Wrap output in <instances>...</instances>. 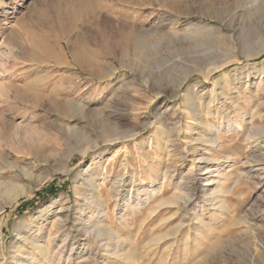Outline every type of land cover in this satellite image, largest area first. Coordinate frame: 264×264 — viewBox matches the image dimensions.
I'll return each mask as SVG.
<instances>
[{"label": "rangeland", "instance_id": "374dc122", "mask_svg": "<svg viewBox=\"0 0 264 264\" xmlns=\"http://www.w3.org/2000/svg\"><path fill=\"white\" fill-rule=\"evenodd\" d=\"M53 1L0 0V264L17 254L27 225L43 245L50 238L54 264H245L250 254L264 264V169L244 164L257 158L264 168V143L248 139L251 127L264 128V81L255 80L264 71V0H182L175 8L163 0L136 7L83 0L92 13L67 34L45 15ZM124 20L148 31L137 57L112 47ZM161 21L171 23L170 36L157 29ZM210 27L216 32L208 34ZM33 37L50 41L55 57L33 51ZM67 37L98 70L72 63ZM186 91L204 96L197 102L202 113L210 108L215 131H203L200 121L184 129ZM243 97L247 113H257L253 122L247 116L229 130L219 125L225 114L238 117L235 105L247 109ZM50 99L67 107L53 109ZM198 132L211 140L198 143ZM165 161L174 170L170 182L160 175ZM245 175L255 184H241ZM110 177L130 183L114 197ZM216 182L224 210L213 213L203 194ZM80 184H87L84 193ZM10 193L17 200L3 207ZM79 210L90 230L76 221Z\"/></svg>", "mask_w": 264, "mask_h": 264}, {"label": "bare ground", "instance_id": "6f19581e", "mask_svg": "<svg viewBox=\"0 0 264 264\" xmlns=\"http://www.w3.org/2000/svg\"><path fill=\"white\" fill-rule=\"evenodd\" d=\"M140 1L141 0H126V3L128 5H130V6L136 7V6L140 5ZM181 1L182 0H163L162 3H163L164 6H169L170 8H175V7H177L176 5L179 4ZM46 8H45L46 17H48V19H50L49 21H51L52 24H54L59 29L60 34L69 33L71 31V29L73 28V26L76 24V22L81 17H83V15H85L87 12H89L91 10V8H89L85 4L83 5V0H54L51 4H49L48 8L47 9ZM102 8H100V9H102ZM93 10H95V9H93ZM202 11L205 14V16H207L208 18L213 19V17L211 16V10L210 9L204 8ZM169 24H171V23H167V22L161 21V23L159 25H157L158 26L157 29L160 32H162L161 35H164V34H167V33L169 34L170 32H173V31H170V29L167 28L169 26ZM136 26L134 25L133 22H128L126 20L122 21L121 24H120V29H119V31L117 33V36L114 37L113 41L111 42L113 49H115L116 53L118 55H120L121 57H127V56L137 57V56L140 55L141 50H142L143 46L145 45V42H146V39H147V36H148V31L145 30V29H138ZM210 28H209L210 31H209L208 34H210L211 31H214L213 28H211V29ZM214 32H216V31H214ZM66 36H68V35H66ZM169 36H170V34H169ZM45 40L46 41H44V40H42V39H40L38 37L37 38L33 37L30 46L33 49V51L36 50L37 52H39L40 55L50 56V57L54 58L55 57V53L53 51V48L51 47L50 41H48L46 38H45ZM102 42L104 43V46H105L106 45L105 44L106 43L105 40H102ZM66 44L69 47V54L71 56L72 63L74 65L80 67L83 71H85V67H87L88 65L91 66L93 69L95 68V70L99 69L98 68V65H99L98 63L99 62L93 61L90 58L88 59L87 57L83 56V54L85 55V53H83V54L76 53L72 49L70 38H68V37L66 38ZM13 51H11V52H13ZM15 54H17V52ZM113 60L115 62L118 61V58H117L116 55L113 56ZM113 67L114 66L112 64L110 66V68H109L110 75H108V77H111V75H113V69H114ZM215 69H217V66H212V68H209L207 70V73H209L211 71H214ZM99 78L101 79L103 77H99ZM255 80L258 81L259 83L263 82L264 81V71L262 73L256 74ZM188 93H189V91L185 92V95L187 96V102H186V110L187 111L184 114V115H186V119H187L188 122L185 123L184 129L187 130V129L191 128V126H192L191 122L199 123V121H200V124H202V126H203V127H201L203 129V131L204 130L205 131L209 130L210 133L212 131H215L216 128H214L208 122V116H209V109L210 108H208L206 110V112L202 113L201 109H200V106H199V103L197 102V100L203 99L204 96L198 94V95H193L194 97L191 98V97H189L190 95L188 96ZM243 98L245 99V104H246V108L247 109L241 108V107L235 105V109L237 110V113H238L237 116L238 117H236V119H233V118H231V117H229L228 115L225 114V115L220 117L219 125L225 124L227 126V129L229 130L230 128H235V126L239 124L237 122L239 120H244V118L247 117V116L250 117L249 123L251 124L253 122V120L256 118L257 113L254 112V111H252L250 114L247 113L246 110H248V109L250 110L249 101H248L247 98H245V97H243ZM49 104H50V106L53 109H57V108L64 109V108L67 107V102L61 101V100L59 101V100H56V99H50ZM69 105L71 107H73V108H76V109H83V106L78 104L77 102H69ZM240 129H241V126L238 127V130H240ZM192 132H193V129H192ZM129 136H127V137H129ZM196 136L197 137H196L195 141H197L198 143L205 144L208 140H211V139L203 140L202 132L201 133L198 132L196 134ZM248 139H251L253 141L254 145H256L257 147H259L258 145H262L264 143V128L263 127H251V130H250L249 135H248ZM205 149H207V148H205ZM87 151H88L87 149L84 150L82 152V156H84L87 153ZM201 159L204 160L207 163H211L213 161V159L211 157H209V156H204ZM244 164L247 165L246 167L255 168L258 172H262V170L264 169V168H262L263 165L261 163V160H259L257 158H253V159H249V160L247 159V161H245ZM110 165L112 166V165H114V163H111ZM171 166L172 165H169V162L165 161V163L163 164V167L161 168L163 171H162V173L160 175L162 177L161 179H163L164 182L165 181L166 182H170V180H171V175L169 176V174L174 173V170L170 169ZM64 169H65L64 171L66 173L69 172V170L66 168V166H65ZM91 172L92 173H90V174L93 175L94 171L91 170ZM104 173H105V171H104ZM260 175H262V173H260ZM90 178H91V176H89L88 183H90V185H92V186L94 185V189L96 190L97 186L95 185V182L92 181ZM117 178L118 177H110L112 187L110 189H108L109 193L112 194V196H114V197L118 196L119 193L121 194L123 192V190H120V189L122 187H124V185L126 186L128 183H130V180H127L125 182V184H124L122 180H118L117 181L116 180ZM209 181H213V180L211 179ZM237 182H239V180ZM217 184H218V182L215 183V187L211 190L210 193H209V191H204V194H203L204 195V201H207L209 203L208 205L211 207V210H212L213 213L222 212L224 210V202H223V200L221 198H219L218 194L221 191H220L219 186ZM241 184H243L245 186H250V184H255V183L253 182V179H252V177L250 175H245L242 178V180H241ZM86 185L85 184H80L79 185V191H82V193H84L86 191L85 190V186ZM151 191H153V190H151ZM93 193L95 194V201H93V203H97V205H98L99 204L98 201H100V200H98V197L100 196L99 195V190L98 191L96 190ZM227 193L230 194V196H233V197L236 196V193H234V191L229 190V191H227ZM18 194L19 193H16V194L10 193V194L6 195L7 200H5V202H3L2 206L5 207V206H10V205L14 204L15 201L17 200ZM89 198L91 199L92 197L89 196ZM229 200H232V198L229 199ZM177 201H178V199H177ZM179 201H182L183 204H186L187 201H189V200H187L186 197H182V198H180ZM50 204H51V202H50ZM60 211H61V209H60ZM79 212L80 213L77 214L76 221L80 225L81 230H85V231L87 229L90 230V228H92L93 226L92 225L89 226L90 223L87 224L86 220L82 219V217L84 215L83 211L79 210ZM44 213H45V208H42V209H40L37 212V214L39 215L40 220L41 219L43 220ZM87 214L90 215V216L92 215L91 212H88ZM2 215H3V212H1V209H0V232H1V228H2L3 224H5V223H3V219L1 217ZM59 218H62V217L60 216ZM197 219H198V221H200L199 218H197ZM94 220H96V219H94ZM200 225L201 226H203V225L207 226L204 223L200 224ZM42 226H43L42 223L39 224V226L37 228V231H41L40 229L42 228ZM55 227H56V225H55ZM94 228H95V231H96L98 237H103L104 236V232H102L100 228H98V227H94ZM30 231H31V226L27 225L26 228H25V231L23 232L22 243L19 246H17L18 248L16 250H14V252H16L17 254L14 255L11 258V260H10V262L8 264H39V262H45V264H52L53 263V255L51 254V250L53 248H55V247L52 244L49 246L48 242H49L50 238L46 239L47 243L45 245H43L41 243V238L42 237L41 236H39V237L35 236L34 237L32 234H30ZM88 233L90 234V232H88ZM57 234L58 233H56V235ZM90 236H91V234H90ZM65 237H66V239L62 238L64 240L63 241L60 240V242H59V244L62 245L63 247H65L64 245H65V242L67 241V236H65ZM51 240L55 242L56 239L52 238ZM2 242L3 241H2L1 233H0V257H1V259L4 256L3 255V248H2L3 244H2ZM70 246H72V244H70ZM166 256H167V254H166ZM254 257L255 256L250 254L249 257H248L249 259L247 258L248 260L246 261L245 264H258V263H256ZM259 259H263V258H259ZM54 260H55V258H54Z\"/></svg>", "mask_w": 264, "mask_h": 264}]
</instances>
